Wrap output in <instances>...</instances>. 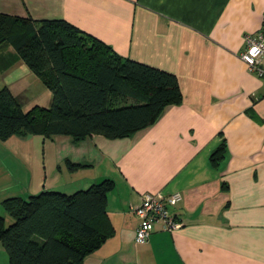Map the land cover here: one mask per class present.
Instances as JSON below:
<instances>
[{"label":"crops","instance_id":"1","mask_svg":"<svg viewBox=\"0 0 264 264\" xmlns=\"http://www.w3.org/2000/svg\"><path fill=\"white\" fill-rule=\"evenodd\" d=\"M0 13L66 21L123 58L172 73L182 95L128 138L0 141L6 223L4 199L72 194L110 179L106 211L114 235L83 264H264V86L239 57L245 35L264 25V0H0ZM13 70L28 80L16 91L4 86L20 106L49 107L50 92L7 48L0 73ZM33 78L44 89L31 94ZM222 141L224 158L211 167ZM67 159L87 167L70 171ZM174 192L181 194L171 209L181 228L157 225L136 244L134 210L144 195ZM0 264H7L1 245Z\"/></svg>","mask_w":264,"mask_h":264},{"label":"trees","instance_id":"2","mask_svg":"<svg viewBox=\"0 0 264 264\" xmlns=\"http://www.w3.org/2000/svg\"><path fill=\"white\" fill-rule=\"evenodd\" d=\"M17 59L51 94V104L23 111L12 92L0 89V141L11 137L89 136L128 138L152 125L163 110L179 104L175 75L119 56L97 38L63 20L35 21L0 13V54ZM226 151L222 141L209 157L216 168ZM68 170L87 165L65 161ZM110 179L65 194L44 190L27 199L1 202L13 221L0 215V245L7 264H83L114 235L108 217Z\"/></svg>","mask_w":264,"mask_h":264},{"label":"built area","instance_id":"3","mask_svg":"<svg viewBox=\"0 0 264 264\" xmlns=\"http://www.w3.org/2000/svg\"><path fill=\"white\" fill-rule=\"evenodd\" d=\"M244 50L239 54L248 72L255 74L264 86V25L262 28L244 37ZM181 201L178 192L169 195H144L141 203L135 208L138 218L135 243L145 244L155 227L165 232H174L181 228L182 223L172 212V207Z\"/></svg>","mask_w":264,"mask_h":264},{"label":"rangeland","instance_id":"4","mask_svg":"<svg viewBox=\"0 0 264 264\" xmlns=\"http://www.w3.org/2000/svg\"><path fill=\"white\" fill-rule=\"evenodd\" d=\"M16 74H18V76H16ZM33 79H34V81H36V78H33ZM26 81H28L27 78H21V74L17 70L16 71L13 70L12 72H9L7 74L0 73V89L3 88L4 86H7V87L8 86H10V87L12 86L11 88L14 91H16V90L19 89V86L18 85H22ZM36 86H39V87L43 88V86L41 84H38V82L36 81L35 84H32V86L28 89V93H31L32 94L33 92H35L37 90L36 89L37 88ZM21 107H22V110L23 111L30 110V109H27L25 102L21 104ZM0 154H1V149H0ZM24 164H21V165L23 166V168H26V166ZM20 168H21V166H20ZM8 219H9V222L6 225L11 224L12 221H13L9 216H8Z\"/></svg>","mask_w":264,"mask_h":264}]
</instances>
